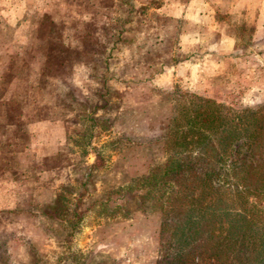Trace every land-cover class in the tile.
<instances>
[{
  "label": "rangeland",
  "instance_id": "obj_1",
  "mask_svg": "<svg viewBox=\"0 0 264 264\" xmlns=\"http://www.w3.org/2000/svg\"><path fill=\"white\" fill-rule=\"evenodd\" d=\"M167 1L35 0L22 16L26 26L18 38L15 23H8L0 8V97L12 81L11 95L23 96L22 104L0 103L2 118L8 125L17 124V114L25 112L28 120L65 121L71 146L56 164H48L57 189L68 185L65 212L78 200L81 178L91 173L89 194L76 207L82 216L74 229L63 218L64 212L61 222H54L35 202L31 207L28 201L22 204L20 212L28 213L26 218L0 215V239L7 223L20 227L27 219L35 228L47 230L51 241L44 254L28 247L16 262L2 248L0 264H167L166 259L177 256L176 239L165 229L182 219L177 221L158 207L171 191L161 199L163 192L150 193L149 200L140 180L165 164L167 133L173 130L170 121L179 109L192 104L193 94L234 106L259 100L264 94V60L256 58L239 75L231 67L226 76L206 84L205 91L186 88L178 73L172 76V85L159 86L165 68L181 59L176 37L187 26L158 13ZM214 1H226L227 6L219 9L233 12L235 23L238 16L244 18L239 6L232 5L235 0ZM240 32L246 45L251 29ZM95 150L103 166L89 172L85 168L94 163ZM106 199L103 208L99 201ZM114 207L118 209L109 213ZM181 252L187 253L185 248Z\"/></svg>",
  "mask_w": 264,
  "mask_h": 264
},
{
  "label": "trees",
  "instance_id": "obj_2",
  "mask_svg": "<svg viewBox=\"0 0 264 264\" xmlns=\"http://www.w3.org/2000/svg\"><path fill=\"white\" fill-rule=\"evenodd\" d=\"M263 98L264 94L250 105L234 106L193 94L192 104L179 109L170 121L173 130L167 133L165 164L140 180L149 200L150 193L163 192L157 193L161 199L171 191L158 207L177 221L182 219L165 229L175 237L178 251L173 260H165L167 264H264ZM93 153L94 163L85 168L89 172L103 166L98 151ZM90 174L81 178L78 200L71 209L65 212L68 185L61 186L53 205L42 209V214L61 222L64 212L63 218L74 229L82 216L76 207L89 192ZM175 185L177 190H171ZM108 202L99 204L105 208ZM197 242L199 246H193ZM183 248L187 253L181 252Z\"/></svg>",
  "mask_w": 264,
  "mask_h": 264
},
{
  "label": "crops",
  "instance_id": "obj_3",
  "mask_svg": "<svg viewBox=\"0 0 264 264\" xmlns=\"http://www.w3.org/2000/svg\"><path fill=\"white\" fill-rule=\"evenodd\" d=\"M34 1L0 0L5 20L10 24L15 23L17 38L26 26L22 16ZM239 1L235 0L232 5H236V8L239 6V12L245 16H238L240 19L238 21L237 18V23L233 12L219 9L227 6L226 1L189 0L183 3L169 0L157 9L161 16L187 23L176 37V50L182 52L181 59L165 68L162 73L165 74H161L157 81L159 86L172 85V76L178 73V80L186 88L196 87L197 92L205 91L206 84L226 76L231 67L234 66L239 75L243 73L242 68L252 67L256 58L264 60V0ZM11 8H20V11L12 12ZM244 27L251 29L246 45L240 32ZM250 72H253L252 68ZM13 83L7 84L8 90L0 97V103L19 101L22 104V95H11ZM17 119V124L8 125L0 109V215L10 219L16 215L26 218L28 213L24 215V212H20L25 201L29 202L30 207L34 202L42 208L53 205L59 190L52 183L48 164H56L57 157L71 146L64 120H28L25 112L17 114ZM18 126L23 129L20 131ZM19 132H22L24 139H21ZM16 231L23 235L14 237L12 234ZM3 232L5 237L0 239V252L2 248L7 249L5 252L10 261L20 260L19 256L27 253L28 247L38 255L44 254L50 247L47 230L35 228L27 219L22 220L20 227L15 222L7 223Z\"/></svg>",
  "mask_w": 264,
  "mask_h": 264
}]
</instances>
